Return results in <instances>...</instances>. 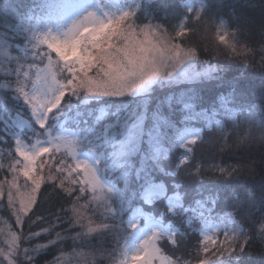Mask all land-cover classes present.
<instances>
[{"label": "snow or ice", "instance_id": "1", "mask_svg": "<svg viewBox=\"0 0 264 264\" xmlns=\"http://www.w3.org/2000/svg\"><path fill=\"white\" fill-rule=\"evenodd\" d=\"M91 3L92 0H65L61 5L63 15L51 21L55 28L63 32L62 36L52 35V28H49L41 40L28 23L31 17L14 26L18 34L33 33L31 40L44 44L58 57L55 63L61 76L52 72L50 77H44L41 87L34 82L29 88V71L24 70L21 58L12 56L7 34L0 33V57L6 65L0 73V79L6 81L0 85V96L5 98L4 102H0V112L5 111V103L14 105L13 101L21 102L30 113V121L21 124L37 135L49 137L34 151L25 150L23 141L18 137L15 140L16 152L26 161L23 176L32 183V188L21 198L20 211L27 215L36 203V194L45 177L33 173L37 168V159L48 154L49 160L55 161L56 175L52 174L53 167L49 163L47 180L59 181L58 186L69 198L76 193V200H70L73 203L70 224L84 228L86 232L77 233L73 239L81 235L111 233L117 244L123 239L126 248L128 245L134 248L130 253L132 264H153L160 251V240L167 238L171 244H177L178 233L173 230L170 220L185 211L187 192L183 188V174L187 173L197 182L202 174L200 167L189 159L193 146L198 139H202L201 130L190 125L203 120L211 129L216 112L210 114L206 110H197L204 102L200 86H211L213 81L217 85L222 84L223 79L218 73L225 69L209 65L197 71L193 65V61L198 59L194 49L184 50L179 44L164 38L153 40L157 31L162 32L158 26L153 29L152 25H145L139 35L127 31L126 25L133 18L132 11L124 12L115 19L99 21L91 11ZM177 35H184L183 29ZM141 36L142 39L137 38ZM114 37L122 38L124 45L101 43V40L106 42ZM219 39L224 43L226 36L220 35ZM93 44L100 47L92 48ZM228 46L233 55H243L245 59L253 51L247 46L239 49L235 44ZM261 52L264 53V45ZM69 57L72 59L69 60ZM44 58L48 60L47 68L51 69L54 61L50 53H45L41 59ZM13 61L15 66H12ZM32 67L34 65H29V69ZM41 71L44 69L37 70V81ZM177 85L188 87L173 93L168 102L170 106H182L181 118L163 116L159 106L150 108L147 97L156 87ZM228 87L233 94L242 95L239 79L229 81ZM105 104L117 109L114 123H101L105 112L103 107L100 108L101 117L97 118L96 126L83 119L89 115L88 106ZM69 120L80 127L78 133L71 134L77 137L76 140H69L67 135L53 134L54 129L61 128ZM33 124L38 126V130ZM176 147L183 152L173 162L170 154ZM62 150L71 154V161H65L63 156L57 159V153ZM132 158H138V164H134ZM45 163L40 162L41 172ZM182 165L186 167L181 168ZM224 171L221 169L222 173ZM105 173L111 174L114 179H108ZM227 175H232V172ZM11 183L15 186V179ZM85 193H91V200L80 204ZM198 194L200 199L195 200L198 209H210L217 202L216 193ZM8 199L11 204V193ZM241 203L237 196L234 207L238 210ZM188 223H192L191 219ZM235 231L224 233L222 241L212 237V246L205 245L203 251L206 257L200 264H240L249 241L247 238L241 240L239 235L234 234ZM34 235L39 236L40 233ZM10 237L7 251L0 249V256L8 264H15L12 257L20 250L21 237L15 233H10ZM260 237L264 240V224H261ZM204 239H208L206 234ZM50 243L55 244L56 241ZM46 247L37 245L31 252L39 253ZM23 251L29 253L30 250L25 248ZM81 255L82 264H89L88 259ZM26 258L29 261L34 259L30 255ZM121 264H127V261H121Z\"/></svg>", "mask_w": 264, "mask_h": 264}, {"label": "trees", "instance_id": "2", "mask_svg": "<svg viewBox=\"0 0 264 264\" xmlns=\"http://www.w3.org/2000/svg\"><path fill=\"white\" fill-rule=\"evenodd\" d=\"M49 2L0 0V33L7 34L9 43L17 51L26 45L17 36L14 26ZM133 21L138 26H158L174 37L182 49H194L198 55L194 61L197 68L219 65L225 69L218 73L223 79L222 84L217 85L213 81L211 86H200L204 102L197 110H206L210 114L215 111L216 115L211 129L203 120L192 124L201 130L202 139L193 146L189 159L200 167L202 174L199 182L187 173L182 176L183 188L187 192L185 211L170 220L178 233L177 244L163 241L161 248L164 254L173 263L200 264L205 259L199 218L192 211L197 207L195 200L200 199L198 193L213 192L217 194V202L211 205V214L236 221L234 234L249 241L240 264H264V240L260 237L261 224H264L261 220L264 217V53L261 52L264 45V0H140ZM181 29L184 35H177ZM220 35L226 36L224 43H221ZM229 44H235L238 49L247 46L253 51L245 59L243 55H233ZM233 79L241 81L242 95L233 94L228 87V82ZM4 83L6 81L0 79V85ZM184 87L188 86L156 87L147 97L150 108L159 106L163 116L181 118L182 106H170L168 97ZM4 101L5 98L0 96V102ZM13 104L5 103V111L0 112V158L6 157L7 153L15 155L14 136L28 130L21 122L27 124L30 113L21 102L13 101ZM101 107L108 115L104 124L114 123L117 109L111 104L88 106L89 115L83 119L93 126ZM17 122L21 125H16ZM73 126L79 127L77 124ZM182 152L183 149L174 148L170 159L175 162ZM132 162L138 164V158H132ZM221 169L225 171L222 173ZM229 171L232 172L230 176L227 175ZM1 173L8 176L6 171ZM0 180H3L1 175ZM237 196L242 201L238 210L234 207ZM70 200L74 202L75 196L69 198L57 183L45 181L37 193L36 203L20 227L15 225L5 200L2 201V216L21 237L22 246L35 248L47 245L39 253L31 255L33 260L20 257L15 264H55L61 260L82 264L81 254L88 260L92 255L100 263L105 259L110 252L105 244L109 238L113 243L114 237L95 234L73 239L84 230L70 224L73 208ZM189 217H192L191 224L188 223ZM34 233L40 235L35 236ZM223 239L221 233L219 241Z\"/></svg>", "mask_w": 264, "mask_h": 264}, {"label": "rangeland", "instance_id": "3", "mask_svg": "<svg viewBox=\"0 0 264 264\" xmlns=\"http://www.w3.org/2000/svg\"><path fill=\"white\" fill-rule=\"evenodd\" d=\"M50 2L47 3L45 6L38 8L35 12L31 13L27 17H25L22 21L27 20L28 17H31V20L28 21L30 27L33 29V33L35 36L40 37L41 40L43 37L47 34V31L49 28H52V35H63V32L57 28H55V24L51 23V21L59 19L63 15V9L61 8V5L65 2V0H49ZM140 0H92L91 3V11H93L96 14V18L99 21H106L108 19H115L124 12L132 11L135 13L139 6ZM134 16V14H133ZM21 21V22H22ZM153 26V25H152ZM144 26H138L135 25V22L133 21V18L128 21L126 25V30L132 33H135L139 35L142 31ZM157 26H153V29H155ZM159 29H161L159 27ZM162 30V29H161ZM33 33L28 34H17L18 37L23 39L26 48H23L20 51H17L15 46L10 44L11 47V54L13 57H19L21 58V63L24 64V70L29 71V88H31L32 83H36L38 87L43 86L44 84V77L49 76L52 72H56L57 76L60 77L61 73L57 71V66L55 61H58V57L55 56L54 53H51L47 47L39 43L36 40H31V36ZM138 39H142L143 37H137ZM156 38H164L166 40H170L173 44H177L174 37H171L166 31L162 30L156 32V36L153 37V40ZM98 39H100L98 37ZM101 43H110L113 46H120L122 47L125 43V41L120 37H114L113 39H110L109 41H103L101 40ZM33 45H36L35 47ZM92 48H98L100 45L93 44L91 45ZM27 50V53L25 52ZM45 53H50L54 63L51 67V69L47 68L48 60L47 58H44L43 60L41 57L44 56ZM72 58L69 57V60ZM62 64V62H61ZM29 65H34L31 69H29ZM193 65L195 70L202 71L204 69L197 68L195 65V62L193 61ZM5 62L3 60V57H0V73L3 72V69L5 67ZM12 66H15V61L12 62ZM38 69H44V71L39 72L40 80L37 81V70ZM63 75H67V73H63ZM101 117L100 110L98 111L95 122L93 126H96L97 118ZM108 117L107 111L103 113V118L101 120V123L104 124L106 118ZM76 123L72 120H69L65 123H63L61 128H57L53 130L54 135H67L69 140H76L77 137L74 135H71L72 133H78L80 131V127H74ZM16 125L20 126L21 124L19 122L16 123ZM73 126V127H72ZM192 127L198 128L194 125H190ZM33 127L38 130V126L33 124ZM199 129V128H198ZM99 130V128H97ZM19 138L23 141L25 145V150H35L40 145L45 144L49 137L48 136H42L37 135L33 132L32 129L28 128L27 132H19L14 136V139ZM15 155H12L11 153H7L6 157L0 158V175L3 176V180H0V249H4L7 251L8 249V241L11 239L10 233H15L10 226V224L6 221V219L2 216L1 208L3 207L2 201L5 200L7 209L9 211V214L12 216V219L14 220V223L17 227H20L22 224L23 218L25 217V214L20 211V201L22 196L29 191L32 188V183L30 180L26 179L23 176L24 171V165L26 164V161L21 157L17 152L16 148L14 147L13 150ZM61 156L65 159V161H71V154L65 153L63 150L60 153H57V159H59ZM45 161L43 171L41 172V168L39 167L40 162ZM37 168L36 171L33 173V175H36L37 173L42 174L45 177V181H51L47 180V176L49 175V163L52 164L53 167V175H56L54 172L55 168V161L49 160V155L45 154L44 156H41L37 159ZM100 167L103 169L104 165L101 164ZM6 171L8 174L7 177H5L1 172ZM108 179H114V176H112L109 173H105ZM15 179V186L12 185V181ZM44 181V182H45ZM42 182V183H44ZM55 182L59 185V181H51ZM11 193L13 197V202L9 204V194ZM75 196L76 200V193L73 194ZM37 196V194H36ZM91 200V193H85L82 194L81 199L79 201L80 204L88 203ZM33 206V205H32ZM92 207H95V204H92ZM32 208V207H31ZM195 214L196 218H199V224H200V234L203 241V248L205 245H207L209 248H211V238L215 237L217 241H219L220 234L233 232V230L236 229L237 222L234 220H229L219 218L217 215H212L211 210L209 208L207 209H198L195 207L192 211ZM201 212L203 215H201ZM90 214V210H89ZM18 217L20 222H18ZM126 218V217H125ZM188 219H192V217H189ZM84 230V233L86 232V229L82 228ZM175 231V229L173 228ZM111 233H105V235ZM207 235L208 239L205 240L204 236ZM95 235V234H93ZM97 235V234H96ZM114 237V236H113ZM111 239V238H109ZM108 239L107 244L105 246L110 251L107 253V256L101 263L99 262V259L94 258L91 255V260L89 261V264H121V261H127V264H132L130 253L134 251V248L131 245H128L127 248L124 244L123 239L120 240V243L117 244L116 238L114 237V242L111 243ZM168 240L167 238L162 239L159 241L158 247L160 249L157 258L154 260L153 264H176L170 261V259L164 254L161 244L163 241ZM20 243V241H19ZM29 249V253H24L23 249ZM31 249L33 247L29 246H22L20 243V250H18V254L12 259L14 262L17 258H25V260H28L26 258L27 255H32L34 252H31ZM129 253V254H126ZM89 259V258H88ZM72 262L70 260H61L59 262H56L55 264H71ZM0 264H8V261L4 259L3 256H0ZM179 264H188V263H179Z\"/></svg>", "mask_w": 264, "mask_h": 264}]
</instances>
